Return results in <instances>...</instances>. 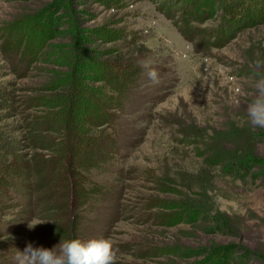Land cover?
I'll list each match as a JSON object with an SVG mask.
<instances>
[{
	"label": "rangeland",
	"instance_id": "1",
	"mask_svg": "<svg viewBox=\"0 0 264 264\" xmlns=\"http://www.w3.org/2000/svg\"><path fill=\"white\" fill-rule=\"evenodd\" d=\"M164 2L0 0V85L13 90L67 80L66 96L81 91L85 102L92 88L106 87L117 107L111 112L120 119L119 148L106 152L104 167L83 179L87 186H106L102 194L110 200L90 196L78 208L84 222L76 239L111 238L117 264H264V165L236 175L209 166L213 151L220 156L229 140L237 145L241 131L257 129L247 122V105L264 78V3L242 0V7L259 9L257 25L223 48L199 52L174 25L188 0L168 3L174 20L163 13ZM215 14L192 26L220 29L225 15ZM197 41L206 48L208 40ZM74 45L77 56L69 66L62 58ZM127 50L136 60L96 83L93 66L118 63ZM80 55L90 59L79 63ZM145 64L157 70L158 83L148 79ZM4 124L14 153L21 118ZM258 151L264 157V145ZM0 197V264H18L29 243L59 252L61 241L70 240L65 219L47 220L38 199L30 214L19 192L9 189ZM30 221L45 223L29 229Z\"/></svg>",
	"mask_w": 264,
	"mask_h": 264
},
{
	"label": "trees",
	"instance_id": "2",
	"mask_svg": "<svg viewBox=\"0 0 264 264\" xmlns=\"http://www.w3.org/2000/svg\"><path fill=\"white\" fill-rule=\"evenodd\" d=\"M183 1L185 0H165L162 4L163 13L174 20L167 5H178ZM241 1L220 0L219 3L211 4L207 0H188L180 10L183 17L175 21L174 25L199 52L223 48L237 39L244 30L257 25L259 9L254 5L242 7ZM258 1L264 3V0H255V4ZM217 9L225 15L221 18L220 29L201 32L199 28L192 26L194 23L203 24L204 21L212 19ZM183 24L190 29L186 30ZM197 39L200 42L208 40L204 43L206 48H200ZM70 41L75 40L71 38ZM127 51L118 63L93 66V72L97 75L95 82H106L109 73L126 69L129 63L136 60L133 52ZM76 56L74 45L70 46L62 59L70 66ZM89 59L81 56L78 62L86 63ZM90 61L92 63L95 59ZM64 82V85L58 86L50 81H41L32 88L21 87L13 90L0 85V114L6 112L4 116H0V161L7 165V169L0 168V196L11 189L19 192L28 202L30 214L35 207L39 208V204L49 214L47 220L62 216L66 223L64 229L71 240L76 239L78 229L84 222L81 217L78 218V208L84 209L91 201L90 196L104 197L105 202L110 200L109 194H102L106 186H97L93 182L89 183L93 185L87 186L88 183L83 179L88 176L85 172L91 173L94 169L104 167L106 152L119 148L115 137L121 124L119 117L111 112L117 107L108 99L106 87L92 88L93 96L85 102L81 91L75 92L73 97L66 96L68 81ZM107 87L116 92L114 85ZM84 113L87 114L86 117L82 116ZM18 115L21 124L14 129L20 133L21 139L14 141V150L19 153L15 154V151L13 153L10 150L12 135L4 121ZM239 134L241 138L237 139L238 146L233 147L234 142L231 139L223 146L220 156L216 155L217 151H213L210 167L227 169L236 175L242 169L255 170L257 166L264 165V157L258 151L260 144L264 145V128L243 130ZM227 137L229 136L224 138ZM4 200L0 197L1 206ZM15 201L17 207H23L24 204H17L18 200ZM57 232L61 234L62 229L58 228Z\"/></svg>",
	"mask_w": 264,
	"mask_h": 264
},
{
	"label": "clouds",
	"instance_id": "3",
	"mask_svg": "<svg viewBox=\"0 0 264 264\" xmlns=\"http://www.w3.org/2000/svg\"><path fill=\"white\" fill-rule=\"evenodd\" d=\"M148 79L156 84L159 74L156 69L145 64ZM256 96L247 105V122L253 128H264V78L255 83ZM45 222L30 221L29 229ZM59 252L44 247H34L29 243L23 252L19 251L18 264H117V249L111 238L82 241L71 239L61 241Z\"/></svg>",
	"mask_w": 264,
	"mask_h": 264
}]
</instances>
